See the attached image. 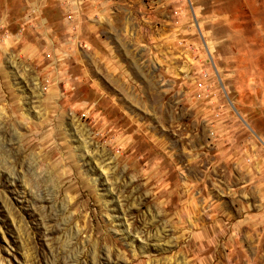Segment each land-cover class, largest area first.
I'll use <instances>...</instances> for the list:
<instances>
[{
    "label": "rangeland",
    "instance_id": "374dc122",
    "mask_svg": "<svg viewBox=\"0 0 264 264\" xmlns=\"http://www.w3.org/2000/svg\"><path fill=\"white\" fill-rule=\"evenodd\" d=\"M0 264H264V0H0Z\"/></svg>",
    "mask_w": 264,
    "mask_h": 264
}]
</instances>
